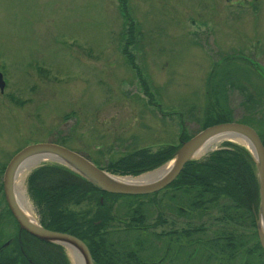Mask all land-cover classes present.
Wrapping results in <instances>:
<instances>
[{"label":"rangeland","instance_id":"rangeland-1","mask_svg":"<svg viewBox=\"0 0 264 264\" xmlns=\"http://www.w3.org/2000/svg\"><path fill=\"white\" fill-rule=\"evenodd\" d=\"M0 73L5 82L0 93L1 244L16 232L3 201L2 174L24 147L52 143L106 171L131 152L177 146L180 132L194 136L204 113L212 109L215 115L216 103L228 113L221 122L247 116L245 93L254 99L261 95L264 111V0H0ZM142 82L157 107L147 102ZM259 116L264 120V113L253 118ZM43 165L60 166L40 162L23 176L27 217L37 225L43 209L27 179ZM162 194L138 199L147 202L146 225L152 227L140 238L149 262L162 259L166 230L202 225L206 232H198V240L223 230L252 231L218 221L216 212L198 221L170 215L168 226L156 224L161 213L154 201L160 200L165 218ZM126 204L116 199L114 213L121 216ZM94 208L92 199L67 210L82 219ZM118 223L123 220L115 218ZM63 253L72 264L66 249ZM240 257L227 264H241Z\"/></svg>","mask_w":264,"mask_h":264},{"label":"trees","instance_id":"trees-1","mask_svg":"<svg viewBox=\"0 0 264 264\" xmlns=\"http://www.w3.org/2000/svg\"><path fill=\"white\" fill-rule=\"evenodd\" d=\"M124 6L123 3L122 8L126 18L127 11ZM132 27V25L129 27V34L132 32ZM142 87L147 102L157 107L158 104L153 102V97L144 82ZM260 93L261 91L256 92V94ZM260 98L261 95L254 99L253 96L248 93L246 96L245 93L247 116L237 123L254 124L257 127L255 132L264 147V120L261 116L257 117L258 119L253 118L264 113L259 104ZM212 108L216 110L215 115L210 114L212 109L205 112L199 131L225 123L221 121H225L223 118L228 113L217 107V103ZM190 137L192 136H185L180 132L179 141L184 142ZM180 143L177 146L167 145L154 153L145 149L131 152L114 164L109 163L106 171L115 175L136 176L171 160ZM27 184L33 194L32 197L43 209L41 227L79 239L87 247L93 264H157L155 262L157 259L149 262L144 258L147 247H143L141 240L145 237L142 235L147 234L152 228L146 225L147 202L138 200L147 198V195L125 196L102 193L77 175L55 165H43L35 169L28 176ZM161 192L163 193L161 199L163 197L165 199L164 210L168 207L171 216H181L187 221L193 219L198 221L216 212L220 214L218 217L220 222L226 221L252 229L249 233L240 234L223 230L221 233L214 232L209 238H200V240L196 238L199 236L197 233L202 235L206 232L202 225L181 231H170L168 233L171 239L170 253L166 255L168 258L169 255L173 258L170 264H199L201 260L200 264H226L237 254L243 260L241 264H264V253L256 239L254 218L251 213V208L255 209L257 205V181L252 160L244 149L228 142L223 143L219 149L209 152L202 161L187 162L177 177ZM158 193L160 192L151 196H156ZM119 198L127 200L125 211L121 216L114 213L113 207L116 199ZM92 199L95 208L90 212L87 211L88 218L81 219L77 214L67 210L69 205L78 206L82 201H92ZM134 199L138 202L135 203ZM159 201H154L158 202L157 207L160 208L161 213L156 216L155 222L162 225L166 220L162 218L163 212ZM151 203L153 202L149 201L148 205ZM115 218L123 220V223L114 225ZM164 235L161 233L163 239ZM172 236L177 240H173ZM18 246L22 248V252ZM186 249L189 251H185ZM215 253L221 256L217 257ZM179 259H181L180 263H178ZM160 260L159 264L165 261ZM0 264H68V262L60 246L43 243L23 235L19 245L14 239L10 246L0 252Z\"/></svg>","mask_w":264,"mask_h":264},{"label":"water","instance_id":"water-1","mask_svg":"<svg viewBox=\"0 0 264 264\" xmlns=\"http://www.w3.org/2000/svg\"><path fill=\"white\" fill-rule=\"evenodd\" d=\"M3 88L4 82L2 75L0 74V93L3 92ZM221 134H225L229 137H240L245 139L249 144L250 150L239 145L237 146L241 147L249 154L253 163L257 181V206L256 210L252 207L251 212L254 216L257 241L264 253V148L256 132L249 126L240 123L225 122L212 125L201 130L188 140L180 143L171 158L173 163L167 173L160 179L144 185H126L118 183L110 178L113 175L96 168L80 155L52 143H42L24 147L12 156L4 168L1 181L4 202L17 225L18 231H22L43 243L55 244L62 248H65L67 245L72 246L78 251L81 264H92L87 247L79 239L65 233L44 229L23 214L15 201L12 190L15 172L20 164L25 159L34 155L53 157L60 161L59 163L54 162L60 165L59 167L77 175L102 193L111 195L143 196L156 193L166 188L177 177L183 166L193 159L192 157L194 153L203 143L210 138ZM8 244L9 241L4 243L0 247V251H2Z\"/></svg>","mask_w":264,"mask_h":264},{"label":"bare ground","instance_id":"bare-ground-1","mask_svg":"<svg viewBox=\"0 0 264 264\" xmlns=\"http://www.w3.org/2000/svg\"><path fill=\"white\" fill-rule=\"evenodd\" d=\"M221 140H227L230 141L236 145L242 146L246 148L247 150H250L249 144L245 139H242L240 137H229L225 134H221L218 136H215L213 138H210L207 140L205 143H203L197 151L193 155V159L198 158L202 156L205 152L209 151L211 147H213L214 144ZM53 161V162H60L58 159L49 157V156H41V155H34L31 156L27 159H25L20 166L18 167L17 171L15 172V176L13 179V185H12V190H13V195L15 197V201L17 202V205L23 212V214L27 217V212L29 210V204L27 203V200L24 195V188H23V176L25 175V172L33 167L34 165L40 163V162H46V161ZM173 161H169L162 165L160 168L156 169L153 172H149L147 174H143L139 177H117V176H112L110 177L112 180L121 183V184H126V185H144L148 184L151 182H154L158 179H160L162 176H164L167 171L170 169L172 166ZM32 217V216H31ZM260 226V225H259ZM67 250L68 256L70 258V261L72 264H81L80 257L78 254V251L73 248L72 246H65Z\"/></svg>","mask_w":264,"mask_h":264},{"label":"flooded vegetation","instance_id":"flooded-vegetation-1","mask_svg":"<svg viewBox=\"0 0 264 264\" xmlns=\"http://www.w3.org/2000/svg\"><path fill=\"white\" fill-rule=\"evenodd\" d=\"M6 213H7V211H6ZM165 214H164V216H165V220H166V222L163 224L164 226H168L169 224H170V222L167 220L169 217H170V211L168 210V207L165 209V212H164ZM170 232V230H166L165 232H163L165 235H164V247H163V254H162V261L163 260H165L164 262H163V264H170V259L166 256L167 254H168V252H169V250H170V248H169V246H170V241H171V239H170V236H169V233ZM23 235H26L24 232H22V231H18L17 230V228H16V232H15V235L13 236V237H11L10 239H8V241H10L9 242V244H8V246H10L11 244H12V242H13V240L15 239L16 240V242H17V244L19 245L20 244V240H21V238H22V236ZM7 241V240H6ZM6 241H4L5 243H6ZM4 242H2L1 244H0V246L2 245V244H4ZM7 246V247H8ZM19 247V250L22 252V248L20 247V246H18ZM231 255V254H230ZM230 257V256H229ZM232 257V256H231ZM225 260L227 261V258H225ZM160 259H158L157 261H155L157 264H159L160 263ZM227 264V263H226Z\"/></svg>","mask_w":264,"mask_h":264}]
</instances>
